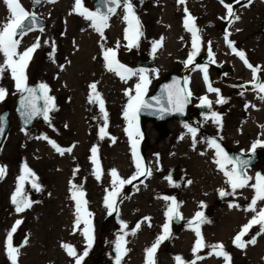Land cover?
Here are the masks:
<instances>
[{
    "label": "rangeland",
    "instance_id": "374dc122",
    "mask_svg": "<svg viewBox=\"0 0 264 264\" xmlns=\"http://www.w3.org/2000/svg\"><path fill=\"white\" fill-rule=\"evenodd\" d=\"M32 1L19 0V3L45 23L44 30L17 37L20 39L18 51L23 52L39 40L40 46L26 69V83L46 84L49 88L46 95L54 98L51 101L54 109L48 112L47 120L42 116L31 129H23L12 113L15 98L21 92L17 91L10 70L0 77V88L6 90L4 99L0 100V112L6 106L11 110V127L0 147V167L5 169L0 178V264H12L6 254V241L17 221L21 223L12 233V245L18 249L17 264H27L29 259L32 264H75V258L64 247L58 251L53 249L54 240L57 245L72 246L78 256L87 250L81 264H113V261L116 264L112 248L121 236L127 250L121 264H147V250L165 235V225L167 238L156 249L155 264H264V233L259 224L242 236L245 247L238 249L232 245L244 226L264 208V201H259L255 212L248 210L256 194L251 185L256 184L258 175L264 176V164L259 161L247 170L249 186L233 192L216 162L221 157L210 143L219 144L227 156L229 150L244 153L264 150V99L260 98L264 93L253 87V71L225 41L227 34L233 47L243 51L253 67L261 69L256 73L257 82H264V0H240L239 3L236 0H223V3L221 0H184V3L131 0L142 33L134 41L125 39V27L123 32L122 29L111 31L116 26L121 28L124 22V0L110 14L108 26L103 30L105 39L89 20L76 11L78 15L75 14V0L45 2L37 8L31 7ZM95 1L82 0V6L92 11ZM225 4L231 5L239 16L231 24ZM188 14L194 19L199 16V22L194 21L199 30L198 50L193 48L192 32L185 33L183 29ZM9 15L0 0V27ZM74 15L76 19H72ZM69 25L73 33L68 32ZM83 29H88L96 39V50L92 49L89 55L94 63L90 69L86 63L88 56L83 54L78 41ZM104 47L115 50L116 60L137 75L126 81L115 72L108 76L102 57ZM209 48L211 57L203 62L207 67L206 80L202 70L193 68V61L204 51L209 52ZM194 51L196 55L186 67ZM139 60H151V64L147 68L136 67ZM3 62L0 54V65ZM140 70L145 71L149 81L144 96L168 73L183 74L191 93L190 109L194 112L186 123L168 121L165 135H160L151 122L141 125L140 134L133 139L137 147L139 136H143L150 175L142 181L137 175V159L133 156L132 140L126 131L129 125L124 117L129 103L126 93L136 95L135 86L141 83ZM92 84H96V92L102 97L107 112L108 135L103 139L100 129L105 126V120L95 101ZM210 87L218 92L210 91ZM203 98L210 105L207 104V113L201 115L198 103ZM212 113L220 117L219 122ZM189 128L196 129L195 137ZM50 141L62 149L72 150L61 155ZM93 147L97 149L99 167L92 163ZM25 166L34 176L25 173ZM227 167L230 169L233 165ZM113 169L121 179L137 178L120 187L116 210L109 214L105 197L113 190ZM21 176H25L24 181L20 180ZM33 179L39 190L32 186ZM73 185L85 193L83 199L92 214L88 217L91 248L87 247L83 234L85 224L82 222L77 228L71 222L76 221ZM18 187L30 202V207L22 212L10 207ZM221 190L229 194L221 197ZM130 201L138 205L130 209L127 207ZM173 201L181 217L180 224H174L169 218ZM139 204L144 210L132 215ZM198 212L208 222L198 221L193 228L185 226V222L196 219ZM233 217L239 219L242 227L237 226L233 234L222 235L227 221ZM197 227L204 244L200 249L196 248ZM33 230L37 240L30 241ZM137 234L148 236V241H137ZM253 238L255 244L247 243ZM214 245H222L230 259L217 255L218 249L211 247ZM29 247L32 251H28Z\"/></svg>",
    "mask_w": 264,
    "mask_h": 264
},
{
    "label": "snow or ice",
    "instance_id": "6c2138e0",
    "mask_svg": "<svg viewBox=\"0 0 264 264\" xmlns=\"http://www.w3.org/2000/svg\"><path fill=\"white\" fill-rule=\"evenodd\" d=\"M4 4L7 7V10L9 12V19L2 27H0V54L4 57L3 65H0V77L3 76V73L6 70H10L11 76L13 80L15 81V86L17 91L24 93L27 92L28 96L25 97L21 101L22 107L25 109V114L29 119H31L34 115L41 114L36 107V89L29 88L26 83V69L27 66L32 58L33 53L36 51V49L40 46L39 40L32 45L31 47L27 48L23 52L18 51L19 45H20V39H17V37L22 38L24 35H26L28 32L34 30L35 26L37 25V17L34 13H29L26 9L22 7V5L19 3V0H3ZM35 3H40L41 0H34ZM48 2L54 3L56 0H48ZM181 3H184V0H180ZM223 3V0H221ZM240 0H236V3H239ZM107 3H110L112 5H115L116 7L120 6V0H107ZM247 6V5H245ZM124 10L126 12V15L124 17L125 21L129 24V27L133 29L134 35L130 38L128 32L125 33V39H131L135 40L139 35H142L138 31L140 25L139 20L135 15L134 11V5L131 3V0H124L123 3ZM225 7L227 9V18L228 22L231 24L234 22V20H238L239 16L236 15V13L233 11V7L231 5L225 4ZM74 11H76L78 14L82 15L85 19L89 20L92 24V27L99 32L103 36V30L108 26V20L110 18V14L115 13L114 7H108L107 8V14L100 11L99 8H97L96 11H91L82 6V0H75V7ZM187 13V9H185ZM185 28L188 29L193 34V48L197 49V45L199 42V36L197 35L198 29L195 26L194 18L191 17L190 14L187 15V18L184 21ZM43 27H39V31L43 32ZM225 41L228 43L229 47H232L233 52L240 57L242 61L248 66L254 73L253 76V87L256 88L260 93H264V82H257V76L256 73H258L261 69L257 67H253L246 59L245 53L243 51H237L235 47H233V42L228 39V35H225ZM155 50V49H154ZM198 50V49H197ZM196 52L194 51L189 56V60L186 63V67L189 63L193 61V58L195 57ZM209 55L211 56V49L209 48ZM104 59L107 62L106 66L109 71L115 72L117 75L121 77L122 80H127L131 78L133 75H137V73L133 72L131 69L126 68L122 64H120L116 60V52L113 49H105L104 50ZM202 71L205 73V79L207 80V67L203 68ZM139 77L141 83H137L135 86V92L136 95L132 96L130 92H127L126 95L129 96V103L126 107V110L124 112V117L128 121V129H126L130 139L132 140V146H133V156L136 157L137 153L135 152L136 147V140L133 139L134 135L138 136L139 128H138V116L142 109L150 108L151 105L144 101L143 96L146 91L147 83L149 82L147 79V75L144 70H140ZM187 83V81H186ZM92 92L95 94L94 98L95 101L99 103L100 111L103 114V118L105 120V126L100 129V137L103 139L107 134L105 131L107 127V112L104 108V101L100 94L96 92V84H92L91 86ZM40 89L45 93V104L43 109V116L45 120L48 119V112L54 109V105L51 104V101L54 99L50 96H47V92L49 91V88L46 84H41ZM210 91H217L216 89L209 88ZM168 92L167 101L168 104L173 105L176 110L182 111L184 103L187 101L188 97L191 95L190 92L185 93V89H166ZM6 95V90L3 88H0V100H3ZM261 99H264V96L260 97ZM90 102H92V97H90ZM219 103H223V100H219ZM157 103L160 104V100H157ZM202 104H208L210 105V102L207 100V98L202 99ZM158 111L163 112L164 108L161 107L158 109ZM212 116L214 119L219 122L220 117L216 115V113H212ZM2 131V129H0ZM189 131L192 133L193 137L196 135V129L189 128ZM52 143V146L56 149L58 153L61 155L64 154L65 151L71 152V148L68 149H62L59 146H57L54 142L50 141ZM213 147L217 150V156L221 157V159H218L216 162L220 166V170L223 171L225 177L227 178L226 183H228L232 189L233 192H235L238 188H243L246 186H249L248 181L250 180L249 177L245 174V169L248 166L249 161L247 160H238L234 164L233 167L230 169L227 167V165L233 164V161L227 156L226 153H223V150L220 148V145L217 144L215 141L210 142ZM257 145H253V149H255ZM93 153V159L92 163L98 165V160L96 159V153L97 149L93 147L92 149ZM137 167V175H150V172H146L141 168V164L139 160H137L136 163ZM25 173H27L28 176H34L33 173L25 166L24 169ZM5 174V169L3 167H0V178H3ZM111 176L113 177L112 181V191L108 193V195L105 197V206L109 209V214L112 213V211L116 210L117 207V197L120 195V187H122L125 183H132V180L136 179L137 177H132L131 180H124L119 178L118 173L115 169L112 170ZM25 176H21L20 180L24 181ZM97 179H100V175L97 174ZM191 183V181H189ZM32 186L39 190V186L35 183V180L32 181ZM255 190V196L251 201V204L249 206V211H256V205L259 201H264V176L258 175L256 177V184L251 185ZM73 188L75 189L72 194V198L76 201V221L75 226L79 228V225L83 222L85 224V228L83 229V234L85 238L87 239V247L91 248L92 246V229H91V220L88 219L92 214L87 211L86 208V201L83 199L85 193L80 190L79 188H76L75 185H73ZM229 193H226L225 191L221 190L220 195L221 197L228 195ZM12 203L16 206L17 212L24 211L27 207H30V202L24 198L21 194V189L18 187L17 193L13 195L12 197ZM169 218L171 219L173 216H179V213L177 211L176 202L173 201V206L169 208ZM196 220L200 223H206L208 222L206 219L203 218V213L198 212L196 214ZM21 223V221H17V225ZM259 224L261 226V232L264 233V208H261L258 211L257 216L253 217V219L249 222L248 225L244 226L241 233H239L235 237V243L237 247H245L246 244L242 241V236H244L252 226ZM16 226H14L9 233L6 241V254L8 255L9 259L12 261V264H17V254L18 249L13 247L12 245V233L16 231ZM123 227H127L126 224L122 225ZM139 228V225H137V229ZM167 225H165V235L161 236L156 244L152 246V248L147 250V264H155V261L153 259L154 254L156 252V249L159 245V243L167 238ZM134 234V232H133ZM196 235L199 238L196 243V248L200 249L204 246L203 240L201 237V233L197 227L196 229ZM255 238L251 239L247 243L255 244ZM124 237H120L116 244V264H121V259L123 255H126V249L124 248ZM68 253L70 257L75 258V264H81V261L83 260V257L86 256L87 250L83 253V255H77L75 249L70 245H62ZM214 250L218 251L216 252L217 255H222L225 260H229L230 257L227 253L223 251L222 245H214L211 246ZM179 257H177V260L179 261Z\"/></svg>",
    "mask_w": 264,
    "mask_h": 264
},
{
    "label": "water",
    "instance_id": "95a60500",
    "mask_svg": "<svg viewBox=\"0 0 264 264\" xmlns=\"http://www.w3.org/2000/svg\"><path fill=\"white\" fill-rule=\"evenodd\" d=\"M48 2V0H41L40 3H35L34 0L31 3L32 8L39 7L42 3ZM121 3V0H120ZM108 7H114L117 8L115 5H112L110 3H107V0H96L93 3V11H96L97 8L100 9V11L107 14V8ZM45 23L37 17V25L35 26L34 30L39 31V27L44 28ZM210 55L208 53H203L200 56H198L194 61V67L197 69L199 68L203 62L209 57ZM151 64L150 60H139L136 61L135 65L137 67L147 68ZM39 83H32L28 84L29 88L36 89V107L37 110L41 113L38 115H34L31 119L27 117L25 114V109L21 105V101L28 96L27 92L20 93L14 101V107L12 110V113L15 115L16 120L20 127H22L25 130L31 129L34 125V123L39 120L43 114L45 99H44V92L40 89ZM166 89H185V93H188L187 87L185 84V78L182 74L178 73H169L167 74L156 86L155 90L143 97L144 101L149 103L151 105L150 108L142 109L138 116V125H141L145 122H152L156 128V130L159 132L160 135H165L167 132L166 123L170 120H177L181 123L187 122L190 120V118L193 115V111L190 110V97H188L187 101L184 103L182 111L176 110V108L173 105L168 104L167 96L168 92ZM160 100V104L157 103V100ZM163 107L164 111H158L159 108ZM199 113L204 115L207 113V107L205 105L199 106ZM11 110L9 106H6L4 110L0 113V147L3 144L8 131L11 127V119H10ZM228 155L233 161V165L238 160H247L249 161L248 166L246 169L255 167L259 161H262L264 163V150L262 152H252L248 155L243 154L240 151L237 150H229ZM139 157L141 160L142 169L147 172V165L145 162V152L143 148H140L139 151ZM245 169V174H246ZM146 175H142L141 179H144ZM24 198L27 199L25 195L22 194ZM28 200V199H27ZM10 207L16 211V206L12 203V200L10 202ZM172 221L175 224H180L181 217L180 216H173ZM197 220H192L189 222H186L185 225L187 227H195L197 225ZM243 241V240H242ZM233 246L237 247L235 240L233 241ZM114 255L116 256V244L113 246L112 249Z\"/></svg>",
    "mask_w": 264,
    "mask_h": 264
},
{
    "label": "bare ground",
    "instance_id": "6f19581e",
    "mask_svg": "<svg viewBox=\"0 0 264 264\" xmlns=\"http://www.w3.org/2000/svg\"><path fill=\"white\" fill-rule=\"evenodd\" d=\"M61 9V8H60ZM62 10V9H61ZM200 10V9H199ZM63 11H64V9H63ZM73 11H74V9H73ZM75 12V11H74ZM75 14L76 15H78L76 12H75ZM192 14H194L193 12H192ZM199 14H201L200 12L198 13V15ZM77 17L74 15L73 16V18L72 19H76ZM196 21L197 22H199V16H196ZM195 19H194V21H195ZM124 22H122V25H121V28L119 27V26H116L114 29H112L111 31L114 33L115 31H120L121 29H122V32H123V27H125V33H126V31L128 32V34H129V37L131 38L133 35H134V31H133V29H131L130 27H129V24L125 21V19L123 20ZM199 26V25H198ZM74 29V28H73ZM183 29H184V31H185V33H187V29L185 28V25H184V23H183ZM138 31H140V28L138 29ZM68 32H71V26L69 25V29H68ZM74 32V30H72V32L71 33H73ZM69 35H71L70 33H67V36H69ZM125 36V35H124ZM104 37V39L105 38H107V37H105V36H103ZM101 40L103 41V39L101 38ZM79 41V43H81V46H82V48H81V51L83 52V54L87 57V67H88V69H90V68H92L94 65V63H93V58L92 59H89V55H90V51L93 49H95L96 50V46L94 45L95 44V42H96V39L94 40V38L92 37V34H91V32L88 30V29H83L82 30V33H81V37H80V39L78 40ZM77 43V42H76ZM104 49H105V47H104ZM104 49H103V51H102V57H103V60H104V65L106 66V64H107V62L105 61V59H104ZM107 49V48H106ZM98 55V54H97ZM97 55H95V57H97ZM105 69H107V73H108V76H110V75H113V73H112V71H109L108 70V68H107V66L105 67ZM72 200H73V202H74V204H75V207H76V201L72 198ZM133 205H138V203L137 202H135V201H130L128 204H127V207L128 208H130V209H132V206ZM144 210V208L141 206V204H139V209L138 210H136L132 215H137V213H139V212H141V211H143ZM54 223H55V221H53ZM71 222H75V221H71ZM228 222V224H226V229H224L223 231H222V235H227L228 233H231V234H233L234 232H236V227L238 226H241V222H239V219L238 218H235V217H233V218H231L230 220H228L227 221ZM239 222V223H238ZM242 227V226H241ZM39 228V227H38ZM35 230H33V232H32V234L30 233L29 234V239H30V241H35V240H37V239H35ZM53 234V233H52ZM54 235V234H53ZM136 240L137 241H140V242H142L143 240H146V241H148L147 239L149 238L148 236H142V237H139L138 236V234L136 235ZM262 241H264V237L262 238ZM42 242H43V240H42ZM143 243V242H142ZM53 249L55 250V251H58L60 248H62V245L60 244V243H58V245L56 244V242H55V240H54V243H53ZM31 247H29L28 248V251H32L31 249H30ZM27 264H32V261H30V259H29V262L27 263Z\"/></svg>",
    "mask_w": 264,
    "mask_h": 264
}]
</instances>
